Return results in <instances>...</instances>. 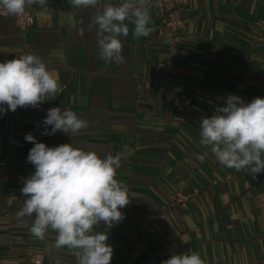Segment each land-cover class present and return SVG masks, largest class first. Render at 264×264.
<instances>
[{"label":"crops","instance_id":"1","mask_svg":"<svg viewBox=\"0 0 264 264\" xmlns=\"http://www.w3.org/2000/svg\"><path fill=\"white\" fill-rule=\"evenodd\" d=\"M108 2L121 0L101 5ZM148 6L154 30L137 39L126 21L119 65L100 58L94 8H74L69 0L27 6L34 20L24 34L15 16L0 15V62L36 54L61 86L39 108L0 114V264H36L38 253L40 264H77L72 250L55 247V232L40 240L29 231L31 218L17 220L23 180L35 171L27 133L49 147L68 143L101 157L128 150L116 175L129 190L124 218L95 229L108 234L111 264H161L192 251L205 264H264V171L253 178L222 167L210 148L198 147L201 118L220 114L228 95L245 102L264 97V29L255 39L264 2L201 0L175 33L162 35L158 8ZM176 99L187 105L178 107ZM52 107L75 111L89 127L75 136L41 135ZM179 187L194 196L172 204Z\"/></svg>","mask_w":264,"mask_h":264},{"label":"clouds","instance_id":"2","mask_svg":"<svg viewBox=\"0 0 264 264\" xmlns=\"http://www.w3.org/2000/svg\"><path fill=\"white\" fill-rule=\"evenodd\" d=\"M47 3L48 0H0V8L18 17L27 6L43 7ZM69 3L74 8L96 9L92 27L100 58L106 64L124 62L119 37L129 35L126 21L134 25L132 34L137 39L150 36L154 30L150 26V0H121L119 4L102 5L101 0H69ZM60 91L58 74L36 54H22L0 62V114L18 108H39L46 100L55 99ZM217 111L220 114L201 118L198 147L210 148L222 167L244 170L255 178L264 171V97L245 102L239 96L228 95L226 106ZM42 123L41 135L60 131L75 136L89 127L87 119L59 107L48 109ZM24 139L34 145L27 161L35 171L23 180L24 199L17 213L18 222L27 224L26 218H31L29 231L40 240L46 238L49 230L55 232V247L72 250L77 264H111L114 251L107 243L108 234L95 229L101 222L111 227L124 218L121 209L130 203L129 190L116 175L128 150L101 157L95 151L74 148L68 143L49 147L38 142L32 133L25 134ZM205 155L198 158L203 160ZM161 264H205V261L192 251L172 253Z\"/></svg>","mask_w":264,"mask_h":264},{"label":"built area","instance_id":"3","mask_svg":"<svg viewBox=\"0 0 264 264\" xmlns=\"http://www.w3.org/2000/svg\"><path fill=\"white\" fill-rule=\"evenodd\" d=\"M201 0H150V3H153L159 11L160 23L157 25L158 34L162 35L166 32L175 33L179 25L182 23L183 16L186 13L188 8H193L198 5ZM264 2V0H262ZM149 3V4H150ZM0 15H8L2 8H0ZM16 24L20 31L24 34L27 29L32 25L34 16L33 10L26 8L25 13L21 16H15ZM264 29V19H257L255 21V39L257 41L261 40V32ZM178 107L182 108L187 105L186 100L176 99L174 101ZM4 160H1L3 163ZM215 182V181H213ZM194 196V193L186 194L179 187L174 190L171 194V203H180L184 204L187 200L191 199ZM43 254L38 253L34 256V263L40 264Z\"/></svg>","mask_w":264,"mask_h":264}]
</instances>
